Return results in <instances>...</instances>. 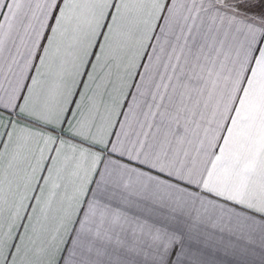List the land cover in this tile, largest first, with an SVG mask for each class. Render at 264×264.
<instances>
[{
  "label": "snow or ice",
  "instance_id": "snow-or-ice-1",
  "mask_svg": "<svg viewBox=\"0 0 264 264\" xmlns=\"http://www.w3.org/2000/svg\"><path fill=\"white\" fill-rule=\"evenodd\" d=\"M0 264H264V0H0Z\"/></svg>",
  "mask_w": 264,
  "mask_h": 264
}]
</instances>
